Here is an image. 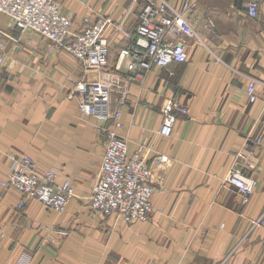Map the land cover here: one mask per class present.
<instances>
[{
  "label": "crops",
  "instance_id": "crops-1",
  "mask_svg": "<svg viewBox=\"0 0 264 264\" xmlns=\"http://www.w3.org/2000/svg\"><path fill=\"white\" fill-rule=\"evenodd\" d=\"M142 1L59 0L71 31L99 15L113 20L105 32L112 59L124 43L117 22L133 30ZM170 1L192 2L187 17L196 35L187 37V60L152 65L143 81H130L121 107L128 153L143 144L151 164L153 211L135 223L88 204L112 122L82 117L70 89L97 71L42 36L32 34L28 45L0 31V181L10 155L27 151L40 170L58 168L56 184L69 176L74 186L55 210L0 183V264H264V0L255 16L250 0ZM0 25L19 36L2 13ZM249 77L255 101L245 92ZM171 96L188 113L162 135L161 109ZM118 97L113 92V108ZM161 154L168 159L154 158ZM234 165L255 179L246 203L224 179Z\"/></svg>",
  "mask_w": 264,
  "mask_h": 264
},
{
  "label": "built area",
  "instance_id": "built-area-1",
  "mask_svg": "<svg viewBox=\"0 0 264 264\" xmlns=\"http://www.w3.org/2000/svg\"><path fill=\"white\" fill-rule=\"evenodd\" d=\"M260 0H250L248 10L256 15ZM192 2L184 1L179 7L170 0H143L139 6L137 23L133 30L124 29V20L117 22L124 43L114 59L105 32L113 23L111 18L99 15L88 21L78 31H71L72 19L60 7L59 0H0V13L5 14L12 27L19 31L13 37L6 30L4 37L14 40L25 38L33 44L32 34L51 42L55 51L64 50L75 56L88 69L97 71L94 79L73 80L70 96L77 99L82 116H93L112 126L106 128V142L100 167L93 184L88 204L94 211L135 223L149 218L153 211L151 164L148 147L141 144L128 153L127 140L118 130L123 127L121 107L127 102L130 81H143L145 72L152 65L167 66L187 60V37L196 35L187 17ZM210 23L213 21L210 19ZM4 47V40H0ZM5 55L0 51V63ZM119 94L117 107L112 106V93ZM250 101L257 99L256 79L249 77L246 90ZM163 121L160 134L171 135L179 116L188 113V107L177 97H169L162 106ZM258 142L260 138L256 139ZM240 155L242 153H239ZM9 171L0 181L4 188H14L25 197L37 199L55 210H63L74 196V186L69 176L56 184L57 167L41 169L27 152H15ZM162 161L167 155H156ZM225 181L236 189L242 203L249 201L255 187V179L234 165L225 175ZM23 206V205H22ZM261 218L253 220L260 224Z\"/></svg>",
  "mask_w": 264,
  "mask_h": 264
},
{
  "label": "rangeland",
  "instance_id": "rangeland-1",
  "mask_svg": "<svg viewBox=\"0 0 264 264\" xmlns=\"http://www.w3.org/2000/svg\"><path fill=\"white\" fill-rule=\"evenodd\" d=\"M113 94V93H112ZM78 106V105H77ZM78 111H79V109H78ZM80 113V112H79ZM81 115V114H80ZM82 116V115H81ZM82 117H84V116H82ZM30 154V153H29ZM31 155V154H30ZM53 167H56V166H53ZM58 176V175H57Z\"/></svg>",
  "mask_w": 264,
  "mask_h": 264
}]
</instances>
